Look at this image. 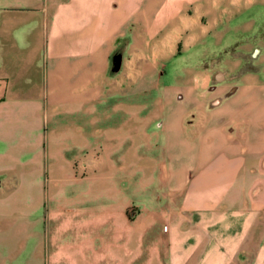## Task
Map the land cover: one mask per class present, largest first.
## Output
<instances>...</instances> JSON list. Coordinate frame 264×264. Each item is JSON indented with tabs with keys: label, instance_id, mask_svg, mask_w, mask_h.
Returning <instances> with one entry per match:
<instances>
[{
	"label": "crops",
	"instance_id": "1",
	"mask_svg": "<svg viewBox=\"0 0 264 264\" xmlns=\"http://www.w3.org/2000/svg\"><path fill=\"white\" fill-rule=\"evenodd\" d=\"M260 4L0 0V206L87 231L0 264H264Z\"/></svg>",
	"mask_w": 264,
	"mask_h": 264
},
{
	"label": "rangeland",
	"instance_id": "2",
	"mask_svg": "<svg viewBox=\"0 0 264 264\" xmlns=\"http://www.w3.org/2000/svg\"><path fill=\"white\" fill-rule=\"evenodd\" d=\"M251 15L257 18L255 19V30L252 33H250L251 31L242 33L240 29L238 32L234 31L232 41L235 40L236 42L230 44V46L243 45V43L245 45L246 42L249 45H254V48H250L248 51L245 50V54L243 52L237 56L242 61L251 64L250 66L256 67L259 63L264 64V52H262L264 50V4L257 6ZM244 23L240 24L243 26ZM237 33L239 34L236 35ZM231 57L233 58V56ZM10 208L13 209L14 213H4L3 207L0 206V239L10 241L8 245H0V256H7L17 251H20L21 255L24 254V256L33 255L40 249L38 240H41L44 244L41 247L43 254L46 253V250L49 251V254H54L56 249L58 254L68 253L71 245L86 237V230L79 229L77 234L75 233L74 224L70 221V211L65 212V214H56L52 203L48 204L45 211L32 212L28 215L22 212V198L17 196ZM28 222L31 224L30 240L32 241L30 245L28 243L25 246L23 251V245L20 242L27 239L28 231L27 227L24 228V224L27 226Z\"/></svg>",
	"mask_w": 264,
	"mask_h": 264
},
{
	"label": "built area",
	"instance_id": "3",
	"mask_svg": "<svg viewBox=\"0 0 264 264\" xmlns=\"http://www.w3.org/2000/svg\"><path fill=\"white\" fill-rule=\"evenodd\" d=\"M165 230H167V227L165 228Z\"/></svg>",
	"mask_w": 264,
	"mask_h": 264
}]
</instances>
